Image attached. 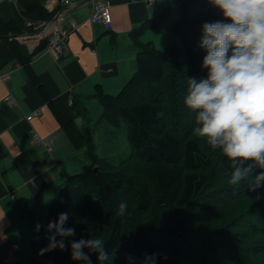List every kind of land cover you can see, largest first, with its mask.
<instances>
[{"label": "trees", "instance_id": "trees-1", "mask_svg": "<svg viewBox=\"0 0 264 264\" xmlns=\"http://www.w3.org/2000/svg\"><path fill=\"white\" fill-rule=\"evenodd\" d=\"M20 3L35 19H52L61 8L49 12L42 0ZM176 3L180 16L171 28L181 42L160 49L153 40L142 39L148 30H160ZM193 3L201 6L190 14ZM217 20L225 18L209 0H169L160 15L131 31L139 49L136 70L117 94L105 92L101 84L95 94L103 107L100 121L115 128L113 132L127 122L128 156L101 155L92 134L59 114L74 145L86 149L87 162L61 186L23 264H84L72 259L70 242L94 237L105 240L110 264H150L145 257L157 253L155 264H264V185L249 191L245 182L228 183L229 161L193 135L195 114L184 104L187 79L206 77L208 71L202 68L206 53L198 46L202 24ZM11 45L44 93L30 62L45 44L31 55L21 44ZM73 101L76 115L89 124L84 98ZM261 171L256 168L254 174ZM121 201L128 205L123 216L117 215ZM62 212L69 213L64 227L75 228V236L63 238L65 250L40 254L54 234L47 229L49 222ZM84 251L91 264H100L97 253Z\"/></svg>", "mask_w": 264, "mask_h": 264}, {"label": "crops", "instance_id": "crops-1", "mask_svg": "<svg viewBox=\"0 0 264 264\" xmlns=\"http://www.w3.org/2000/svg\"><path fill=\"white\" fill-rule=\"evenodd\" d=\"M60 1L42 0V4L51 12L61 7ZM105 1L111 4L110 29L90 19L91 3L87 0H75L69 6L68 15L78 27L72 28L68 19L64 22L70 30L69 41L58 56L46 50L51 19L32 18L20 0L0 1V68L12 73L9 80H0V264H12L5 258L14 243L20 244V252H27L21 242L30 243L63 183L82 170L83 159L87 160L86 149L74 145L59 120L61 114L85 128L86 119L76 115L69 98H84L91 114L93 106L100 110L95 99L89 100L95 97L98 84L107 93L120 92L137 68L139 49L131 31L160 15L169 3ZM29 22L34 23L30 26ZM11 42L21 44L27 55L45 44L30 62L44 93ZM37 110L41 112L29 119ZM36 134L41 142L35 139ZM26 258L19 256L18 262L23 264Z\"/></svg>", "mask_w": 264, "mask_h": 264}, {"label": "clouds", "instance_id": "clouds-1", "mask_svg": "<svg viewBox=\"0 0 264 264\" xmlns=\"http://www.w3.org/2000/svg\"><path fill=\"white\" fill-rule=\"evenodd\" d=\"M225 20L204 22L199 48L205 51L202 68L206 77L187 79L186 108L194 113L193 135L205 139L211 149H219L229 161L228 183L249 191L264 185V0H209ZM225 21H230L225 22ZM258 194L256 199H260ZM127 202L121 201L117 215L123 216ZM69 213L62 212L49 222L46 249L65 250L63 238L74 237L75 228H65ZM41 225H36L39 231ZM56 237L62 239L57 240ZM73 260L91 264L84 249L97 253L100 264L109 261L105 240L81 238L70 242ZM159 254L146 256L155 264ZM129 260L132 257H128Z\"/></svg>", "mask_w": 264, "mask_h": 264}, {"label": "rangeland", "instance_id": "rangeland-1", "mask_svg": "<svg viewBox=\"0 0 264 264\" xmlns=\"http://www.w3.org/2000/svg\"><path fill=\"white\" fill-rule=\"evenodd\" d=\"M200 6V3L191 4L189 6V13L192 14L196 12L200 8ZM60 10L61 8L55 12L54 16L58 15ZM179 16L180 8L176 3L171 8V11L163 18L160 31L156 32L153 30H148L146 34L142 36V39L147 41L150 38H153L155 40L156 46L160 49H165L171 43H180V36L171 28L173 21L179 18ZM94 99L96 100V105L98 106V109L100 108V110H98L97 112V108H95L94 106L93 108H91V122L85 125L87 134H92L95 137V142L101 155L109 157L117 156V158H124L128 156L131 153V144L128 140L127 122L123 121L121 128L119 130H116V132H113L112 130H115V128L108 125L106 121H100L101 115L103 113V107L97 98L92 97L89 100L93 101ZM83 161L84 163L87 162L86 159H83ZM35 234L36 232L32 235L30 243L27 241L28 245L26 242H21L22 247L27 252H20L18 258L19 256H27L26 259L28 260L31 250V244Z\"/></svg>", "mask_w": 264, "mask_h": 264}, {"label": "built area", "instance_id": "built-area-1", "mask_svg": "<svg viewBox=\"0 0 264 264\" xmlns=\"http://www.w3.org/2000/svg\"><path fill=\"white\" fill-rule=\"evenodd\" d=\"M0 1H14V0H0ZM75 0H61L62 8L58 15L54 16L48 27L50 31L48 32V44L46 50L52 52L55 55H60L64 48L67 46L69 38V30L65 29L64 22L68 18L70 26L72 28H77V22L73 18L68 16V7L74 3ZM91 3L92 11L90 18L94 22L104 23L108 28L112 26L113 16L111 10V4L105 0H88ZM150 4L154 3V0H148ZM34 22H29V25H33ZM12 73L10 71H4L0 68V80L7 81L11 78ZM6 100H11V95L6 97ZM70 103H73V98H70ZM41 111L37 110L28 116L32 119L34 115L39 114ZM35 139L41 142L40 137L36 134ZM21 247L19 243H14L7 251L6 262L15 263L18 259L17 255Z\"/></svg>", "mask_w": 264, "mask_h": 264}]
</instances>
